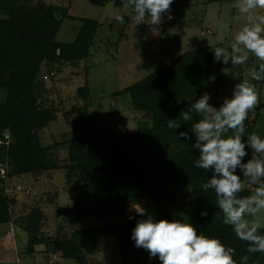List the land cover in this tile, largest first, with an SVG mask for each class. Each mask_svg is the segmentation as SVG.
<instances>
[{"label":"trees","instance_id":"obj_1","mask_svg":"<svg viewBox=\"0 0 264 264\" xmlns=\"http://www.w3.org/2000/svg\"><path fill=\"white\" fill-rule=\"evenodd\" d=\"M32 1L0 0V88L5 91L0 102V133L8 129L13 137V143L3 150L11 174L57 167L47 159L48 147L40 145L36 132L53 119L52 110L38 103L41 82L36 78L44 62L61 59L78 63L89 57L98 26L97 20L83 18L72 41L57 40L62 21L71 16L69 7ZM87 1L103 5L110 0ZM111 1L115 5L128 3V0ZM213 47L186 50L170 63L115 92L127 94L133 109L149 115L150 124L135 131L95 126L87 104L71 109L77 113L75 122L84 126V133L69 143L70 167L80 176L74 188V215L79 219L111 217L102 235L115 239L123 264H162L158 257L150 258L146 250L137 248L131 238L137 221L145 218L135 212L134 206L138 204L156 220L190 222L198 234L221 239L235 249L237 264H245L241 261L245 255L249 256L246 264H264V253H248L247 242L223 223L214 191L202 190V184L212 173L194 163L199 159V150L191 146L195 143L191 127L200 117L192 110L190 120H183V111L190 110V105L205 93L210 95ZM76 94L88 97V84L78 87ZM169 119L180 126L169 128ZM251 128L245 125L243 140H247ZM180 132H187L192 140L180 137ZM246 150L251 151V158L264 160V154L254 153L247 146ZM251 182L252 190L256 191L264 184V177ZM249 195L251 191L246 186L237 193L240 198ZM175 201L184 205L182 214H175L170 207ZM204 211L208 213L206 217L201 215ZM10 219L0 181V223ZM25 229L29 234L28 247L44 241L37 234V226L29 224ZM257 234L264 235V224ZM95 238L99 239L94 229L84 228L56 239L52 245L46 244L51 252L60 251L62 257L73 259L76 264H87V247L90 249Z\"/></svg>","mask_w":264,"mask_h":264},{"label":"rangeland","instance_id":"obj_2","mask_svg":"<svg viewBox=\"0 0 264 264\" xmlns=\"http://www.w3.org/2000/svg\"><path fill=\"white\" fill-rule=\"evenodd\" d=\"M41 2L69 7L71 16L62 21L57 40L72 41L83 18L97 20L98 26L89 57L78 63L61 59L44 62L36 78L41 82L38 103L51 109L53 114V119L36 132L40 145L48 147L47 159L57 167L26 172L29 173L24 175L28 177L27 182L23 181V176L16 180L23 173L11 174V165L3 154V150L13 143L9 133V144L0 146V156L8 172L7 181L1 182L2 194L8 200L14 222L22 226H37V234L42 236L44 243L52 245L56 239L71 236L75 230L91 228L99 239L91 242L90 249L87 247V264H123L115 239L102 235V229L112 218L79 219L74 215V188L80 182V176L70 167L69 143L84 133V126L75 122L77 113L71 109L87 104L94 125L105 129L135 131L143 124H150L149 115L133 109L127 94L115 92L170 63L189 49L211 43L223 47L230 57L236 32L246 24L259 22L264 10L257 8L242 13L234 7L237 0H173V18L168 20V14H164L158 30L153 33L145 22L138 24L131 5L125 7L127 3L115 5L110 0L103 5H94L87 0H33L32 4ZM113 15L115 17H111ZM244 52L246 50L241 46V54ZM261 63L264 62L251 53L243 65H234L230 61L225 64L222 58L219 61L214 58L209 103L219 107L231 97L237 83L249 80L255 85L260 100L244 123L251 125L250 134L256 133L264 138V80H251L254 73L264 76L259 67ZM84 83L89 86V95L82 98L76 93ZM4 96L5 91L0 88V102ZM3 132L10 131L2 130L0 137ZM247 152L243 158L245 163L252 155L251 151ZM237 174L241 175L242 183L253 195L251 177H244L239 169ZM183 206L179 201L170 204L177 215L182 214ZM245 219L255 220L262 227L264 210L255 217L246 213ZM39 258L41 264H47L44 255ZM53 261L48 264H59L57 259ZM67 262L76 264L73 259H67Z\"/></svg>","mask_w":264,"mask_h":264},{"label":"clouds","instance_id":"obj_3","mask_svg":"<svg viewBox=\"0 0 264 264\" xmlns=\"http://www.w3.org/2000/svg\"><path fill=\"white\" fill-rule=\"evenodd\" d=\"M173 0H128L125 7L131 5L135 19L139 23L145 22L155 33L162 23L164 14L171 20V5ZM234 7L242 13H249L255 9L264 10V0H237ZM117 19H122L117 17ZM210 46L213 47L210 43ZM241 46L246 50L241 54ZM214 58L228 64L243 65L249 54L264 62V14L259 22L249 23L236 32L230 47L231 56L223 47H213ZM260 71L264 72V63L260 64ZM251 80H264V76L254 73ZM210 95L205 93L190 105V110L183 111V120L189 121L190 111L194 110L198 117L192 124L191 131L195 133V143L191 146L199 150V159L194 163L197 168L210 171L211 178L201 186L202 190H213L218 197L216 204L222 212L223 223L234 230L236 236L247 242L248 253H264V235H258L261 227L255 220L245 219V214L253 217L264 210V184L256 188L253 195L240 198L237 193L244 188L240 174L251 177L253 182L264 177V160L253 156L247 162L243 158L248 155L250 148L254 153L264 154V138L253 133L245 137V120L249 112L254 111L259 104V94L253 83L244 80L236 84L231 97L226 98L219 107L210 105ZM180 125L175 120H168V127L177 129ZM232 132V134H228ZM180 137L191 141L192 136L187 132H180ZM135 212L145 217L137 221L132 239L137 248H143L150 258L158 257L162 264H237L234 259L235 249L226 246L221 239L209 237L190 222L173 219L156 220L146 214L139 204L134 206ZM207 216V211L201 213ZM132 217H130L131 219ZM245 255L241 261H248Z\"/></svg>","mask_w":264,"mask_h":264},{"label":"crops","instance_id":"obj_4","mask_svg":"<svg viewBox=\"0 0 264 264\" xmlns=\"http://www.w3.org/2000/svg\"><path fill=\"white\" fill-rule=\"evenodd\" d=\"M111 17H115V15ZM24 175H29V173L18 175L16 180H20V176H23V181L27 182L28 177H24ZM16 223L13 217L8 222L0 223L1 264H41L39 258L41 255L46 257L47 264L54 262V259H57L59 264H70L67 262V258L61 256L60 251L51 253L49 246L44 241L28 247V231L25 226Z\"/></svg>","mask_w":264,"mask_h":264},{"label":"built area","instance_id":"obj_5","mask_svg":"<svg viewBox=\"0 0 264 264\" xmlns=\"http://www.w3.org/2000/svg\"><path fill=\"white\" fill-rule=\"evenodd\" d=\"M10 132H3V135L0 137V146H6L9 144V134ZM2 158L0 156V181L1 182H6L8 179V172L7 169L5 168ZM7 190V188H6Z\"/></svg>","mask_w":264,"mask_h":264}]
</instances>
